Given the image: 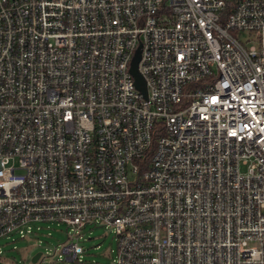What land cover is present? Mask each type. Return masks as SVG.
I'll use <instances>...</instances> for the list:
<instances>
[{"label":"built area","instance_id":"obj_1","mask_svg":"<svg viewBox=\"0 0 264 264\" xmlns=\"http://www.w3.org/2000/svg\"><path fill=\"white\" fill-rule=\"evenodd\" d=\"M38 222L111 227L109 264H264V0H0V237Z\"/></svg>","mask_w":264,"mask_h":264},{"label":"rangeland","instance_id":"obj_2","mask_svg":"<svg viewBox=\"0 0 264 264\" xmlns=\"http://www.w3.org/2000/svg\"><path fill=\"white\" fill-rule=\"evenodd\" d=\"M30 226L34 233L26 237L19 238L16 234L0 237V264H37L31 262L37 252L42 256L39 264H65L58 256L62 244L68 242L81 247L80 259L84 263L109 264L115 257L116 240L111 227L87 225L76 231L55 222H38Z\"/></svg>","mask_w":264,"mask_h":264},{"label":"water","instance_id":"obj_3","mask_svg":"<svg viewBox=\"0 0 264 264\" xmlns=\"http://www.w3.org/2000/svg\"><path fill=\"white\" fill-rule=\"evenodd\" d=\"M138 59H139V48L136 49V51L134 52V55L131 59L129 72H130L131 76L133 77V82H134L135 88L142 93L143 97H145L146 91H145L144 80L141 77V75L137 72V69H136ZM39 254L40 253L37 252L31 257L32 263L36 262Z\"/></svg>","mask_w":264,"mask_h":264}]
</instances>
